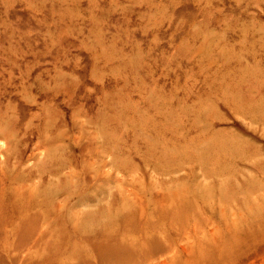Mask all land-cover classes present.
<instances>
[{
	"label": "rangeland",
	"instance_id": "rangeland-1",
	"mask_svg": "<svg viewBox=\"0 0 264 264\" xmlns=\"http://www.w3.org/2000/svg\"><path fill=\"white\" fill-rule=\"evenodd\" d=\"M262 81L264 0H0V264H264Z\"/></svg>",
	"mask_w": 264,
	"mask_h": 264
},
{
	"label": "bare ground",
	"instance_id": "bare-ground-1",
	"mask_svg": "<svg viewBox=\"0 0 264 264\" xmlns=\"http://www.w3.org/2000/svg\"><path fill=\"white\" fill-rule=\"evenodd\" d=\"M256 69V68H255ZM250 71V70H249ZM255 72H257V71H255ZM255 72H253V73H255ZM245 73V72H244ZM252 74V73H251ZM250 74V75H251ZM253 75V74H252ZM249 76V75H248ZM244 79H245V77H243ZM252 81H253V79H251ZM255 80V79H254ZM259 82V81H258ZM261 82V81H260ZM262 82H264V81H262ZM244 83V82H243ZM262 84V83H261ZM233 94V93H232ZM229 95V94H228ZM229 97V96H228ZM235 97V96H234ZM241 98H243V97H241ZM233 99V98H232ZM245 99V98H244ZM234 100H235V98H234ZM246 100V99H245ZM230 101V100H229ZM228 101V102H229ZM227 102V103H228ZM233 102V101H232ZM242 102V101H241ZM264 102V101H263ZM230 103V102H229ZM235 103V102H234ZM231 104V103H230ZM229 104V105H230ZM233 104V103H232ZM257 104V103H256ZM262 105H264V103H261ZM234 105V104H233ZM254 105V104H253ZM237 106V105H236ZM235 106V107H236ZM257 106V105H256ZM235 107H233V108H235ZM258 107V106H257ZM261 107V106H260ZM263 107V106H262ZM214 108V107H213ZM237 108V107H236ZM252 108V107H251ZM255 108V107H254ZM246 109V108H245ZM259 109V108H258ZM162 110V109H161ZM247 110V109H246ZM261 110V109H260ZM160 112V111H159ZM259 112V111H258ZM256 113V112H255ZM249 114V113H248ZM254 114V113H253ZM257 114V113H256ZM255 114V115H256ZM259 114V113H258ZM260 115V114H259ZM166 116V115H165ZM251 116V115H250ZM167 117V116H166ZM165 117V118H166ZM252 119H253V117H252ZM261 119V118H260ZM146 120V119H145ZM258 120V119H257ZM168 122V121H167ZM221 139V138H220ZM219 139V140H220ZM218 141V140H217ZM215 142V141H214ZM222 144H224V141H223V143ZM225 145V144H224ZM223 145V146H224ZM225 147V146H224ZM232 148H233V146H231ZM231 148V149H232ZM236 148V147H235ZM230 149V150H231ZM229 150V149H228ZM232 152V151H231ZM230 152V153H231ZM233 152H235V151H233ZM226 154V153H225ZM238 155V154H237ZM201 156V155H200ZM227 156H228V154H227ZM60 169V168H59ZM60 171V170H59ZM170 171V170H169ZM14 180V179H13ZM12 180V181H13ZM14 182H16V181H14ZM13 185V184H12ZM19 185V184H18ZM6 186V185H5ZM15 186V185H14ZM17 186V185H16ZM21 186V185H20ZM2 187V186H1ZM10 187V186H9ZM24 187V186H23ZM6 188V187H5ZM16 188V187H15ZM18 188V187H17ZM22 188V187H21ZM14 189V188H13ZM2 190V189H1ZM4 190V189H3ZM7 190V189H6ZM14 190H17V189H14ZM23 190H24V188H23ZM22 190V191H23ZM36 190V189H35ZM22 191H18V192H21L22 193ZM33 191H34V189H33ZM101 191V190H100ZM4 192V191H3ZM15 192V191H14ZM17 191H16V193H18ZM16 193H12V195L10 196V198L11 199H9V198H7V197H5V198H3V197H0V232L1 231H3V230H5L6 228H11V229H13V231L14 230H18V231H21L23 234H27L28 235V233H33V232H35L36 230H38V229H40V228H42L43 226H45V224L46 223H48V216H46L45 217V215L43 214V215H37V214H34V215H32L30 212H33V211H35L36 209H38L39 207H40V204L39 203H37L36 202V200H35V198H29V200L27 201V200H25V199H22V198H20V199H22L21 201H18L17 200V198H18V196H17V194ZM35 193H36V191H35ZM38 193V192H37ZM55 193V192H54ZM53 193V194H54ZM99 193H101V192H99ZM1 194H2V192H1ZM4 194H5V192H4ZM23 194V193H22ZM97 194H98V192H97ZM177 194H178V192H177ZM21 195V194H20ZM26 195H27V193H26ZM33 195V194H32ZM56 195H57V193H56ZM49 196V195H48ZM47 196V197H48ZM97 196V195H96ZM52 197V196H51ZM165 197V196H164ZM92 199V198H91ZM49 200V199H48ZM51 200V199H50ZM9 201V202H8ZM41 201V200H40ZM46 201V200H45ZM52 201V200H51ZM164 201H166L165 199H164ZM80 203V202H79ZM17 204H19V205H26V208L23 210V212H22V208L18 211V207H17ZM82 204V203H81ZM42 205V204H41ZM51 206V205H50ZM129 206V205H128ZM42 207H44V206H42ZM47 207V206H46ZM62 207V206H61ZM49 208V207H48ZM50 209V208H49ZM53 209H54V207H53ZM77 209V208H76ZM46 210V209H45ZM47 211H48V209H47ZM54 211V210H53ZM62 211V210H61ZM60 211V212H61ZM22 212V213H21ZM42 212V211H41ZM55 212V211H54ZM34 213V212H33ZM56 213V212H55ZM103 213V212H102ZM14 214H16V216H14ZM47 214V213H46ZM58 214V213H57ZM56 214V215H57ZM74 214V213H73ZM76 214V213H75ZM37 215V216H36ZM48 215V214H47ZM67 215H68V212H67ZM79 217H80V215H81V218H78L77 217V219L75 220V223H71V225L76 229V230H79V231H81L82 233L83 232H85V233H87V232H90L91 231V229L94 227V225H93V223L91 224L90 223V220L91 219H89V221H88V219L85 221V218H86V216H85V214L84 213H81L80 215H79V213L77 214ZM68 217V216H67ZM69 218V217H68ZM67 218V219H68ZM75 218V217H74ZM84 219V222L83 221H81L80 223L78 222V221H80L79 219ZM146 219V218H145ZM70 220V219H69ZM101 219H99V221H100ZM72 221V220H71ZM102 221L104 222L105 221V218H103L99 223H98V221L96 220L95 221V226H96V224L98 223V224H101L102 223ZM107 221V220H106ZM51 222V221H50ZM55 222H56V220H55ZM83 222V223H82ZM111 222V221H110ZM69 223V222H68ZM115 223V222H114ZM56 224V223H55ZM70 225V224H69ZM100 227V226H99ZM112 227V226H111ZM59 228V227H58ZM113 228V227H112ZM143 228V227H142ZM48 229V227L46 228V230ZM43 230V229H42ZM55 230H56V228H55ZM94 230V229H93ZM109 231V230H108ZM110 231H112L111 229H110ZM115 231V230H114ZM54 232V231H53ZM92 234L93 233H95V232H91ZM90 233V234H91ZM114 233V232H113ZM53 234V233H52ZM161 234V233H160ZM163 235V234H162ZM125 236V235H124ZM123 236V237H124ZM60 238V237H59ZM105 238V239H104ZM107 238V236L106 235H104V237H103V239H99V240H101V241H98V242H100V243H98V246H102L101 247V251L99 252V257H100V259L103 261L104 260V258H107V257H112V260L110 259L109 261H108V263L107 264H125L126 262H127V259H128V257H129V255H128V253L126 252L127 250H128V247L122 242V241H120V242H118V243H116V244H113L112 243V241H110V240H108V239H106ZM76 249V248H75ZM114 251H116V252H114ZM114 252V253H113ZM78 254H79V252H77L76 250H75V252H73L71 255H70V257H74L75 255L76 256H78ZM80 254H81V252H80ZM87 254V253H86ZM174 257V256H173ZM53 259V258H52Z\"/></svg>",
	"mask_w": 264,
	"mask_h": 264
}]
</instances>
